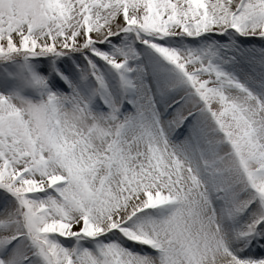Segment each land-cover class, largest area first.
<instances>
[{"label":"snow or ice","instance_id":"6c2138e0","mask_svg":"<svg viewBox=\"0 0 264 264\" xmlns=\"http://www.w3.org/2000/svg\"><path fill=\"white\" fill-rule=\"evenodd\" d=\"M0 264H264V0H0Z\"/></svg>","mask_w":264,"mask_h":264}]
</instances>
